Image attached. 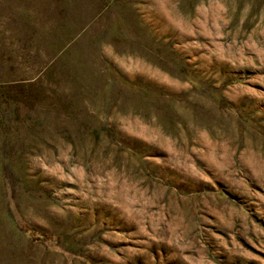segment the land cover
<instances>
[{
	"label": "rangeland",
	"instance_id": "1",
	"mask_svg": "<svg viewBox=\"0 0 264 264\" xmlns=\"http://www.w3.org/2000/svg\"><path fill=\"white\" fill-rule=\"evenodd\" d=\"M0 264H264V0H0Z\"/></svg>",
	"mask_w": 264,
	"mask_h": 264
},
{
	"label": "trees",
	"instance_id": "2",
	"mask_svg": "<svg viewBox=\"0 0 264 264\" xmlns=\"http://www.w3.org/2000/svg\"><path fill=\"white\" fill-rule=\"evenodd\" d=\"M22 229L24 230L25 234L31 238L32 240L34 239H50V237L44 233V232H38L35 228L29 225H24L22 226Z\"/></svg>",
	"mask_w": 264,
	"mask_h": 264
}]
</instances>
